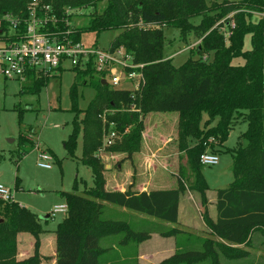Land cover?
<instances>
[{
	"label": "trees",
	"instance_id": "trees-1",
	"mask_svg": "<svg viewBox=\"0 0 264 264\" xmlns=\"http://www.w3.org/2000/svg\"><path fill=\"white\" fill-rule=\"evenodd\" d=\"M30 1L0 0V34L8 30V22L2 16L26 18ZM40 1L54 8L56 24L61 29L71 28L75 40H81L85 31L118 30L109 49L124 47L135 64L143 65L140 70L145 80L133 98L130 90L103 84L102 78L90 68L77 69L76 79L92 86L96 93L89 106L81 110L75 99L76 84L72 86L75 117L72 133L64 145L74 155L82 132L84 151L80 161L91 168L94 182L81 191L75 184L73 191L63 192L68 211L54 232L56 264H103L105 249L100 239L104 236L122 234L123 243L137 247L151 233L169 237L187 232L178 226L179 202L187 189L199 194L202 218L211 237L193 238L192 243L199 246L188 249L191 237L185 238L180 249L158 264H196L204 260L221 264L220 258L250 257L254 239L264 238V0H223L210 4L206 0H106L107 6L101 13L94 11L85 28L66 26L59 20L61 11L66 7H95L100 0ZM255 14L257 20H253ZM195 16H201L198 24L191 21ZM166 26L178 28L182 38L189 32L197 35L200 42L195 51L199 57L175 67L171 56L164 55ZM54 29L55 25L49 24L48 30ZM246 34H251L252 48L245 51ZM209 54L213 55L211 59ZM235 57H242L244 64H233ZM49 77L40 75L23 90L39 91ZM132 104L139 110H130ZM151 112L178 113V147L189 158L192 178L189 188L181 174L176 188L107 190L105 164L98 155L106 130L114 129L118 137L104 150L124 153L122 159H129L141 148L144 117ZM80 113L83 117L78 119ZM203 114L208 119L202 127ZM240 117L247 123V129L241 135L240 146L231 150L234 180L217 190V215L213 219L200 155L207 149L215 152L214 147L223 144ZM215 119L216 123L211 125ZM106 202L156 221L137 225L110 214L104 216ZM163 222L175 226L168 227ZM20 232L30 233L34 239L33 254L23 260L16 258ZM42 232L37 214L14 200L0 199V264H40L42 259H48L39 252Z\"/></svg>",
	"mask_w": 264,
	"mask_h": 264
},
{
	"label": "rangeland",
	"instance_id": "rangeland-1",
	"mask_svg": "<svg viewBox=\"0 0 264 264\" xmlns=\"http://www.w3.org/2000/svg\"><path fill=\"white\" fill-rule=\"evenodd\" d=\"M206 1L210 4L212 1L221 2L223 0ZM106 6L107 1L100 0L95 7L88 6L78 9L72 14L71 25L85 28L91 14L94 11L101 13ZM258 18L256 14L253 16V20ZM200 20L201 16L191 19L194 24H198ZM1 21L0 19V25ZM163 29L164 55L171 56V62L175 67H179L190 58L199 57L195 51V47L200 42L197 35L189 32L185 38H182L176 27L166 26ZM118 33V30L113 29L99 33L85 31L82 33L81 41L86 46H97L107 50ZM251 48V34H246L243 50ZM208 56L210 59L213 57L212 54ZM232 63L243 65L244 59L235 57ZM77 73V69L56 70L50 74L47 83L39 91L23 90V87L31 86L33 81L22 82L5 78L0 74V184L11 191L15 202L37 214L43 232H48V234L55 232L67 214V212H56L53 215L56 206L66 204L63 192L73 191L75 184L81 191L85 186H92L94 182L91 168L80 161L84 151L82 132L77 139L74 155H70L64 145L72 133L75 117L72 111V86L76 84L75 99L77 107L81 110L89 106L96 93L92 86L85 85L83 80L76 79ZM86 80L89 82V77H86ZM82 117L83 114L80 113L78 119ZM207 119L208 115L203 114L202 127ZM242 120L243 118H238L228 138L222 145L214 147L218 154V163L202 167V175L209 187L207 193L210 199L217 200V190L227 187L234 180L231 150H236L240 146L241 135L247 129V123ZM215 123L216 119L211 125ZM144 124L145 130L148 127L152 130L148 137V145L141 144L140 150L131 158L122 159L125 156L124 153H116L114 154L116 157L111 159L110 152L107 150L102 149L98 152L106 169L107 164L112 165L111 174L109 172L105 177L111 178L117 174V178L120 179L122 175L119 172L122 171L124 177L134 182L137 180L151 190L166 185H168L166 187H172V185L176 187L178 177L184 174V183L189 188L192 180L189 158L178 147V113L151 112L144 117ZM42 151L51 156L50 168L38 165ZM117 165H120V169ZM183 194H185L184 201L187 199L195 205L194 213L199 219L198 221L192 218L191 224L194 229H186L188 233L186 238L191 237L190 245L187 244L186 248H196L195 246L199 245L192 243L193 238H210L211 235L203 218L201 220L197 213L198 205L200 206L201 203L199 194L191 189H187ZM214 210L216 211V206ZM202 211L201 205V217ZM107 214L109 213L106 210L104 216H108ZM120 216L119 212L116 213V217L121 218ZM123 218H126V215ZM157 238L154 237L149 244L150 248L161 245V241L158 242ZM263 240L262 236L254 239V246L249 248L251 256L248 259L220 258L221 264H244V262L264 264V251H258L256 247L258 245L264 248ZM179 247L178 245L176 250ZM159 257L161 255H155V259ZM196 264H211V262L204 260Z\"/></svg>",
	"mask_w": 264,
	"mask_h": 264
},
{
	"label": "built area",
	"instance_id": "built-area-1",
	"mask_svg": "<svg viewBox=\"0 0 264 264\" xmlns=\"http://www.w3.org/2000/svg\"><path fill=\"white\" fill-rule=\"evenodd\" d=\"M27 10L26 18L11 14L2 16L8 22V30L1 31L0 34V74L5 78L31 82L40 75H50L56 70L90 68L112 89L130 90L133 98L141 91L145 82L140 70L143 65L135 64L124 47L103 50L75 40L72 38L71 28L61 29L56 24L58 17L54 8L40 0H31ZM76 11L78 9L64 8L59 20L66 26H71L68 16ZM49 24L55 25V29L48 30ZM130 110L139 109L132 104ZM113 125L110 124L111 127ZM116 137L118 136L114 129L106 130L102 149L112 145ZM212 140L209 139L210 142ZM50 160L51 156L42 151L38 165L50 168ZM218 160V154L210 149L200 155L203 166L215 165ZM0 199L13 200L11 191L1 184ZM67 210V204L58 205L54 208L53 215Z\"/></svg>",
	"mask_w": 264,
	"mask_h": 264
},
{
	"label": "crops",
	"instance_id": "crops-1",
	"mask_svg": "<svg viewBox=\"0 0 264 264\" xmlns=\"http://www.w3.org/2000/svg\"><path fill=\"white\" fill-rule=\"evenodd\" d=\"M177 125V124H176ZM146 128V126H145ZM151 129L144 130L143 132V140L142 145L146 144L148 145V137L151 134ZM141 145V146H142ZM110 157H116L114 154L109 153ZM125 162L123 161V164ZM122 164V165H123ZM121 165V164H120ZM120 165H117V168L120 169ZM121 165V166H122ZM112 165L109 163L107 164V169L105 171V175L110 172ZM123 169V168H122ZM121 173V178H117V174H114L113 177L106 179V189L107 190H120L125 191L129 187L134 191H149L147 186H144L141 182H137V180L134 182L132 179H128L127 177H124ZM156 184V183H155ZM150 185V184H149ZM168 186V185H166ZM156 187L152 188L151 190L155 189H170V188H176L175 185H172V187ZM207 197L209 200V214L213 219H216L217 212L215 209L216 200L210 199L207 193ZM185 194L181 195L180 202H179V211H178V226L181 227L183 230H190L194 229L192 228V218L194 220L199 219L196 217V214L194 213L195 205H193L189 200L186 199L184 201ZM106 204V210L108 213L112 216H116V213H120V217L122 219H126L132 223H136L137 225H142L144 222H153L156 221L155 218L150 217L148 215L128 210L125 207H118L114 206L109 203ZM118 211V212H116ZM197 213L199 214L200 219L201 217V203L200 206L198 205ZM124 215H126V218H123ZM203 223V222H202ZM165 226L168 227H174L175 225L168 222H163ZM194 227V226H193ZM183 232V231H182ZM186 235L188 233L183 232L176 236H169V237H163L159 235L158 233H151L150 238L147 240H144L140 242L137 247H134L131 244L123 243L122 242V236L121 235H109L104 236L100 239V244L105 249L103 254V264H135L136 261L141 264H158L161 260H163L166 257L171 256L176 252V247L178 245L182 247L184 239L186 238ZM154 237H158L157 241L161 243L160 246H157L156 248H150L149 244L153 241ZM34 252V239L31 236V234H28L26 232H20L17 236V251H16V258L17 260H23L31 256ZM39 252L42 256H47L48 259H42L40 264H56V236L55 233L48 234V232H42L40 235V247ZM159 254L161 257L158 259H155V255ZM163 254V255H162ZM251 256V255H250ZM249 257L245 258L248 259ZM244 260V259H243ZM244 264H250V262H244Z\"/></svg>",
	"mask_w": 264,
	"mask_h": 264
},
{
	"label": "water",
	"instance_id": "water-1",
	"mask_svg": "<svg viewBox=\"0 0 264 264\" xmlns=\"http://www.w3.org/2000/svg\"><path fill=\"white\" fill-rule=\"evenodd\" d=\"M102 83L106 84V82L104 80H102ZM243 143H244V145H246V143H247L246 140H243Z\"/></svg>",
	"mask_w": 264,
	"mask_h": 264
}]
</instances>
